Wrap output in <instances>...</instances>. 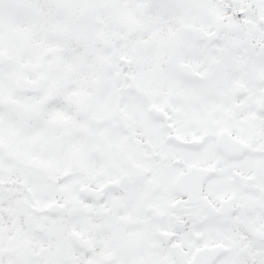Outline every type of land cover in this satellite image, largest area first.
<instances>
[{
	"label": "snow or ice",
	"instance_id": "6c2138e0",
	"mask_svg": "<svg viewBox=\"0 0 264 264\" xmlns=\"http://www.w3.org/2000/svg\"><path fill=\"white\" fill-rule=\"evenodd\" d=\"M0 264H264V0H0Z\"/></svg>",
	"mask_w": 264,
	"mask_h": 264
}]
</instances>
